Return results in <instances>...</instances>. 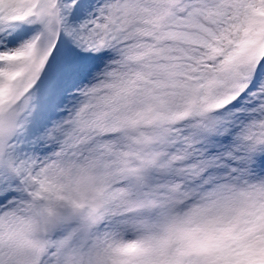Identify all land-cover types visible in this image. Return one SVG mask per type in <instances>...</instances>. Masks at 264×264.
Masks as SVG:
<instances>
[{
	"label": "snow or ice",
	"instance_id": "6c2138e0",
	"mask_svg": "<svg viewBox=\"0 0 264 264\" xmlns=\"http://www.w3.org/2000/svg\"><path fill=\"white\" fill-rule=\"evenodd\" d=\"M0 264H264V0H0Z\"/></svg>",
	"mask_w": 264,
	"mask_h": 264
}]
</instances>
